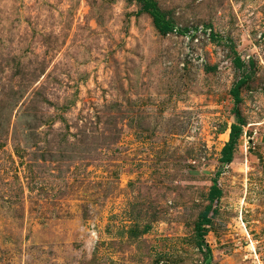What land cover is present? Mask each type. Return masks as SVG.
Masks as SVG:
<instances>
[{
	"label": "rangeland",
	"instance_id": "1",
	"mask_svg": "<svg viewBox=\"0 0 264 264\" xmlns=\"http://www.w3.org/2000/svg\"><path fill=\"white\" fill-rule=\"evenodd\" d=\"M157 1L167 34L136 0H0V264H206L216 177L210 261L264 264V0Z\"/></svg>",
	"mask_w": 264,
	"mask_h": 264
},
{
	"label": "trees",
	"instance_id": "2",
	"mask_svg": "<svg viewBox=\"0 0 264 264\" xmlns=\"http://www.w3.org/2000/svg\"><path fill=\"white\" fill-rule=\"evenodd\" d=\"M141 5V11L147 12L151 15L153 19V24L156 29L161 34L169 33L173 28V21L172 19L167 17V13L159 6L157 0H136ZM235 62L238 66H242L243 62L241 58L238 56L235 59ZM252 75L246 74L242 78H240L235 85L232 87L231 92L233 95L234 100V113L237 116L239 122L233 123L231 126L230 131V139L228 144L223 149V156L221 160L224 163L231 162L233 159V155L235 153L237 142L240 136L243 133V125L245 123L242 113L239 110V104L242 100L241 97V90L243 86L248 83L249 79ZM220 174L219 172L217 173ZM217 177L214 179V185L212 186L210 193H209V200L210 203L206 206L205 210L201 213L200 219L196 224V232H197V242L199 247L204 250L205 260L207 261L206 264H220L218 262L210 261L212 256L211 248L208 246L205 240V236L207 235L208 228L207 225L210 221V213L213 209L214 201L221 197L223 194V189L217 183Z\"/></svg>",
	"mask_w": 264,
	"mask_h": 264
}]
</instances>
